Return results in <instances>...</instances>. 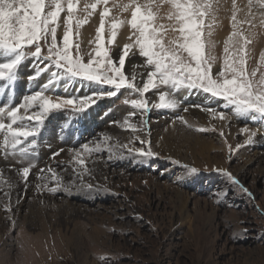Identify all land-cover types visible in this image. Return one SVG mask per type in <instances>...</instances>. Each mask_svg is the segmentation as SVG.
<instances>
[{
  "label": "rangeland",
  "instance_id": "374dc122",
  "mask_svg": "<svg viewBox=\"0 0 264 264\" xmlns=\"http://www.w3.org/2000/svg\"><path fill=\"white\" fill-rule=\"evenodd\" d=\"M92 2L94 0H78L77 14L81 18L87 16L82 10L84 4ZM139 2L145 4L147 0ZM209 2L213 13L212 16L205 17V23L213 25L211 33L214 22L217 21L220 23L217 26L229 31L230 35L233 32L234 10L237 21H244L249 12L254 15L255 19L251 24L246 22L238 25L243 35L235 37L234 42L239 41L243 47L246 71L250 76L255 72L252 78L258 81L264 74V24H261L264 7L261 0H251V9H248L250 0ZM124 3H128V0H108L109 15L120 16L126 13L119 7ZM103 7V4L99 5L87 22L79 27L78 35L73 24L72 39L74 43H79L85 62L89 58L88 53L94 54L97 34L94 20L100 18ZM168 7L165 4L160 8L159 14H167ZM124 15L130 16L128 13ZM64 16L65 13H62L57 30L58 41L63 36ZM90 28L94 29L93 34L87 35V40H84V34L86 31L90 33ZM207 30L205 28L204 33ZM224 42H213L205 38V55L216 58L212 65L213 75L222 66ZM105 46L110 49L115 60V45L105 43ZM3 59L0 57V62ZM32 62L29 58L20 66L18 82L9 86V93L17 97L14 104H19L23 95L30 94V89L38 90V86L46 82L45 76L35 81L34 87L33 82L27 80L29 75L34 74L28 70V65ZM125 71L128 73L126 69ZM140 80L142 79L139 78L138 82ZM79 88L81 85L78 83L77 89ZM60 93L61 90H57L56 95ZM173 95L181 101L177 109L153 108L148 114L147 126L135 132L120 127L130 112L136 113L131 117V123L139 127L141 119L138 110L130 104H124L125 99L139 98L138 94L124 89L117 97L99 100L79 116H75L70 110L51 113L46 117L45 125L37 138V157L42 158L40 164L35 159H22L18 154L13 155L11 149L5 150L3 134L0 133V161L7 160L8 164H2L9 169H17L20 173L23 167L33 163L35 166L31 168L30 174L35 177L32 180L29 175L24 179L30 181L32 187L43 183L39 179L40 175H49L46 171L41 174L40 170L51 166L56 171L58 165L60 168H70L72 172L70 176H65V183L75 179L73 168L76 165L70 161L73 157L70 150L80 148L84 143L94 146L92 142L102 139L104 128L115 131V134L109 135L112 138L109 143L118 142L135 149L141 147L140 141L135 139L139 137L140 140L148 141L144 145L145 149L150 147L157 154L152 158H142L130 154L125 147V156L114 162L109 161L105 173L97 176L100 177L99 181L95 180L93 174L84 175L85 183L94 184V189L99 186L101 190L88 192L73 188L71 194L91 196L88 200L90 202L86 203L87 207L74 218L73 225L67 228L55 226L57 211L54 208L46 210L45 218H50L51 223L47 225L41 238L36 237L41 232L37 226L30 228L26 224L24 228L6 216L7 212H2L0 264H264V131H258L263 122L238 118L230 108L223 107L224 102L220 99L208 102L204 95L189 94L187 90H180ZM190 97L202 99L203 102L191 104L192 101H187ZM145 98L150 105L158 103L159 92L150 90ZM0 106H4L3 100H0ZM207 109H215V113ZM197 110L207 116H196L199 113ZM221 111L225 112L226 118L219 122L217 119ZM179 116L184 118V122L178 119ZM189 118L191 119L188 120ZM162 122L170 130H157V125ZM99 124L102 127L97 129ZM245 128L257 133L250 145L244 143L247 133L242 130ZM196 136L199 142H195ZM237 145H240L238 149ZM61 149L63 151H59L53 158L52 153ZM106 153L107 150L104 149L98 154H82L85 167L86 164H91L87 163L89 157L99 158ZM10 160L15 164H9ZM56 160L62 164L56 163ZM185 166L196 167L200 170L199 174L186 175ZM217 169H224L236 176L252 196L249 197L232 186L226 175ZM49 183L54 186V181L50 180ZM104 188L108 191H103ZM228 188L232 190L226 198L221 199L219 190ZM36 194L33 192L32 196L37 197ZM65 194L67 193L62 190L57 193L44 192V195L58 201L64 199ZM22 197L24 196L21 195V199ZM42 202L39 204L44 207ZM7 241L12 243L11 246L4 244ZM8 247L10 252L4 255Z\"/></svg>",
  "mask_w": 264,
  "mask_h": 264
},
{
  "label": "snow or ice",
  "instance_id": "6c2138e0",
  "mask_svg": "<svg viewBox=\"0 0 264 264\" xmlns=\"http://www.w3.org/2000/svg\"><path fill=\"white\" fill-rule=\"evenodd\" d=\"M101 4L104 7L99 14L96 47L94 54H87L89 58L85 62L79 43H74L72 39L73 24L78 35L79 27L87 22L88 17ZM107 4L108 0L85 3L82 10L87 16L80 18L77 14L78 0H0V57L4 58L3 62H0V82L6 81L8 86L18 82L19 68L29 58L33 62L28 65V70L34 74L29 75L27 80L33 82L35 87V81L46 76V82L40 84L38 90L32 91L31 94L23 95L19 104H13L11 95L6 98L0 95V100L6 99L4 106H0V133L3 134L5 150L11 149L13 155L18 154L22 159H35L39 146L37 138L42 132L46 117L57 110H70L75 116H79L99 100L117 97L122 89L138 94L139 97L124 100V104H130L140 113L139 127L131 123L135 112H130L120 124L121 128L133 132L143 130V127L147 126L148 114L153 108L177 109L181 101L173 93L180 90H187L189 94L204 95L208 102L220 99L224 102L223 107L230 108L238 118L264 122V74L258 81L252 78L255 72L251 76L248 74L243 47L239 41H233V37L243 35L238 25L246 22L251 24L255 19L251 12L244 21H237L234 10L233 32L224 42L223 63L213 75L212 65L216 58L205 55L204 38L205 28L208 29L207 36H211V25L205 23V17L212 16L213 13L209 0H147L145 4H141L139 0H128V3L120 5L121 11H130V18L111 19L108 44L111 45L115 41L117 29L124 24L130 26L131 42L124 44L115 60L110 49L105 46L104 32L108 22L106 18L109 17ZM165 4L169 6L166 16L168 23L162 24L159 23L162 19L159 11ZM261 5L264 7V0H261ZM251 7L250 0L249 8ZM62 13H65L64 30L62 39L58 41L57 30ZM261 24H264V13H261ZM136 55L143 58L140 67L145 69L139 82L140 74L136 66L132 67L130 74L125 71L126 62H130L131 57ZM74 83H79L81 88L70 93L68 89ZM61 84L64 95L48 94L57 92ZM164 88L168 91H161ZM153 89L159 92V102L150 105L145 94ZM4 92L5 88L0 87V94ZM207 110L215 113V109ZM218 115L221 119L226 118L223 111ZM178 119L184 122L182 116ZM242 131L247 133L245 145H250L257 133L247 128ZM111 139L104 133L100 141L92 142L94 146L90 147L89 143H84L80 148L70 150L76 165L73 168L75 179L71 182L65 183L55 169L47 167L40 171H46L49 175H40L39 179L43 183L37 184L36 188L51 193L61 190L70 193L73 188L77 191L99 192V186L94 189L91 183H85L83 180L84 175L90 174V170L85 167L82 154L91 155L106 149L109 159L123 158V149L127 147L130 154L142 158L157 155L150 147L145 149L144 145L148 141L140 140L139 137L135 139L140 141L141 147L135 149L119 143H109ZM239 147L240 145H237V149ZM59 151L63 150L52 153L53 158ZM34 166L29 163L20 170L25 180ZM185 167L186 175L199 174L200 170L196 167ZM217 171L226 175L232 186L249 197L252 196L249 189L232 173L224 169ZM50 180L54 181V186L50 185ZM76 180H79V184ZM231 190L232 188L219 190L220 198H226ZM103 191L107 192L108 189L104 188Z\"/></svg>",
  "mask_w": 264,
  "mask_h": 264
},
{
  "label": "bare ground",
  "instance_id": "6f19581e",
  "mask_svg": "<svg viewBox=\"0 0 264 264\" xmlns=\"http://www.w3.org/2000/svg\"><path fill=\"white\" fill-rule=\"evenodd\" d=\"M140 3H142V2H140ZM163 7H161V8H163ZM248 9H251V8H248ZM127 13L130 14L129 12H126L124 14H127ZM124 14H121L120 16L119 15L118 16L109 15V17L106 18V21H108V22H106L105 32H104V38H105V43L106 44L108 43V40L110 38V32L108 31V29L110 27L111 19L113 17H115L117 19L130 18L129 15H124ZM160 16L162 17V19L159 21V23H162V24L168 23L167 18H166L167 14H161ZM82 18H84V17H82ZM91 20H93V19H91ZM94 23L96 24V26L98 28L99 24H100V18H98V20H94ZM214 24H215V26H214V29H213V31L211 33V36L210 37L207 36V32H208V30H207L204 33V38H207V39H209V40H211L213 42H215L217 40L225 41L229 37V31L225 30L221 26L218 27L217 25L220 24V23H218L217 21H215ZM89 25L91 26V24H89ZM211 26H213V25L211 24ZM93 31H94V29H92V28H90V33H87V31H86L85 34H84V40H87V35H90L91 33L93 34ZM130 33H131V29H130V27L127 24H124L123 26H120L117 29V36L115 38V41L113 42V45H115L114 46V56L116 58H117V54L123 49L124 44L131 42L130 39H129ZM169 35H171V34H169ZM234 38L235 37H233V41H234ZM93 46H95V45H93ZM142 64H143L142 58H140L138 55H136V56L131 57L130 62H126L125 69L130 74L131 70H132V67L136 66L137 72L140 74L138 76V79L139 78L142 79L143 78L142 74L145 71V69L143 67H140V65H142ZM3 85H4V88H5V93H4L3 97L6 98L8 95L12 96V94L9 93L10 92L9 90H11V88L7 85V83L5 84V82H0V87H3ZM18 85L19 84L17 83V87H18ZM77 88H78V83H74V84H72L69 87L68 91L70 93H72ZM58 90H61V93H60L61 96L64 95V90H63V85L62 84L60 86H58ZM28 92H32V89H30V91H28ZM56 94H57V92L51 93V95H56ZM12 98H13V104H14L16 102L14 99H17V97H13L12 96ZM187 101L188 102L192 101L191 102V104H192L193 102H201L202 99H197V98H194V97H190L189 99H187ZM5 102H6V99L3 100V105H4ZM193 109H196V108H193ZM197 111H199V110H197ZM201 112L202 111H199V113H197V114L192 112V114H195L196 116L199 115V117L201 115L203 117L207 116V115H205L204 113H201ZM189 113H191V111H189ZM190 119L191 118H189L188 120H190ZM217 120L219 122L223 121L222 119H219V118ZM6 122H8V121L5 119V123ZM157 126H158L157 130L159 128L161 130H170V127H168L163 122L161 124H158ZM101 127L102 126L99 124L97 126V129H99ZM90 128H89V131H90ZM104 129H105V133H107L108 135L115 134V131L112 130V129L111 130L107 129V128H104ZM258 131H264V122L258 127ZM194 140H195V142H199V139L197 138V136L194 138ZM126 151H123V155L125 153H127ZM96 154H98V153H96ZM40 156H42V155H40ZM116 159L117 158L109 159V155L107 153L104 154L103 156L99 157V158H97V157H91L90 158L89 157L87 159V161H88L87 163L90 162L91 164H90V166H89V164L88 165L86 164V168H88L90 170V175L93 174L95 176V180L97 179L99 181L100 177L97 178V176H100V175L102 176L103 173H105V171H106V169H107V167L109 165V161L114 162V160H116ZM35 160L38 161L39 164H40L42 158L37 157V159L35 158ZM70 161L72 163H74L73 159L70 160ZM0 163H1L0 164V200L2 201L0 203V217H1L2 212L5 211V212L8 213V215H6V216L11 217V220H14L16 223H19V225L21 224L22 227H24V228H25L26 224L30 228H31V226H33V227L37 226L39 229H41V232H39V234H37L36 237H39V238L43 237L45 231L47 230L46 229L47 225L51 223V219L50 218L49 219L45 218L46 215L44 213H45L46 210L50 211L51 209L54 208L57 211V218H55V222H56L55 226L56 225L57 226H64V228H67L68 226L73 225L72 221L74 220V218H76L79 214H81L83 212V210L87 207L86 203L90 202V201H88V200L91 199L90 195H86L88 197H83L82 195L80 196V194H78V195L71 194V192L65 194L64 199H62L61 201H58L57 199H54L53 197H50L48 195H44L45 191H39L36 187H32L31 183H29L30 181L29 182L25 181L24 178L22 177V174L19 171H17V169L16 170L9 169L8 167H6L5 165L2 164V163H7L8 164L7 160L4 159L2 162L0 161ZM56 163L62 164L61 161H59V160H56ZM9 164H13L14 165L15 163L10 160ZM67 165H68V163H67ZM60 167H61L60 165H58V167H56L57 171H59V172L61 171V173H59V172H57V173H59L62 176L63 181H65V176H70L71 175L70 172H72V171L67 166H64L62 168H60ZM51 168H52V166H51ZM72 168H73V166H72ZM34 172H36L35 169H34ZM37 172H39V171H37ZM42 175L47 176L46 174H42ZM30 177L31 178L35 177V175L30 174ZM32 180H33V178H32ZM77 183H79V182H77ZM92 185H94V184H92ZM33 192L37 193L36 194L37 197L36 196H32ZM39 193H41V194H39ZM21 195L24 196V197H22V199H21ZM94 195H92V196H94ZM89 197H90V199H89ZM41 202L43 203L44 207H41L42 205L39 204ZM58 202H59V204H58ZM10 210H12V212ZM32 229H34V228H32ZM7 242H5L4 244L6 246H11L12 243L11 242L7 243ZM9 252H10V249L8 247L7 250L5 249L4 255L9 254Z\"/></svg>",
  "mask_w": 264,
  "mask_h": 264
}]
</instances>
